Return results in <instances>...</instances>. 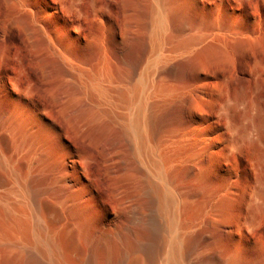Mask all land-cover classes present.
Wrapping results in <instances>:
<instances>
[{
  "label": "bare ground",
  "instance_id": "6f19581e",
  "mask_svg": "<svg viewBox=\"0 0 264 264\" xmlns=\"http://www.w3.org/2000/svg\"><path fill=\"white\" fill-rule=\"evenodd\" d=\"M17 3L0 264H264V0Z\"/></svg>",
  "mask_w": 264,
  "mask_h": 264
},
{
  "label": "rangeland",
  "instance_id": "374dc122",
  "mask_svg": "<svg viewBox=\"0 0 264 264\" xmlns=\"http://www.w3.org/2000/svg\"><path fill=\"white\" fill-rule=\"evenodd\" d=\"M17 1L0 0V127L3 129H10L8 121L14 114L18 120L27 116L37 75L32 37L22 23H13L17 16L26 19ZM245 4L248 13L254 18L262 14L261 0H245ZM245 77L241 81L248 84L251 81L248 67L245 69ZM1 139L4 147L10 146L9 135L2 133Z\"/></svg>",
  "mask_w": 264,
  "mask_h": 264
}]
</instances>
